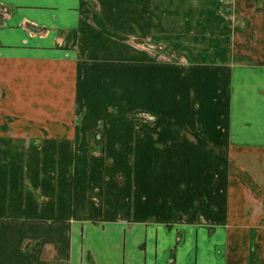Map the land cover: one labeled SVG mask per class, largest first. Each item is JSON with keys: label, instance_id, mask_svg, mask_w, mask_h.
I'll return each mask as SVG.
<instances>
[{"label": "crops", "instance_id": "obj_1", "mask_svg": "<svg viewBox=\"0 0 264 264\" xmlns=\"http://www.w3.org/2000/svg\"><path fill=\"white\" fill-rule=\"evenodd\" d=\"M236 9L0 0V264H251L264 42Z\"/></svg>", "mask_w": 264, "mask_h": 264}, {"label": "rangeland", "instance_id": "obj_2", "mask_svg": "<svg viewBox=\"0 0 264 264\" xmlns=\"http://www.w3.org/2000/svg\"><path fill=\"white\" fill-rule=\"evenodd\" d=\"M237 6L238 14V24L240 28V39L241 43H260L264 42V0H234ZM244 68L247 69L249 74H254V82L248 83V89L256 90V95H258V100L264 102V63L255 62L249 63L244 61ZM245 85V84H244ZM261 93V94H259ZM246 98H243L240 101H245ZM250 103H256L257 99L249 98ZM254 101V102H252ZM256 105V104H255ZM254 172L259 176V181H263L262 184H256L253 178L241 176L243 185L249 187H255V194H252V197L255 198L256 205L254 208H250L248 212V218H251L250 227L246 229H251L252 231V242L250 251L253 254L254 258H250L251 264H264V257L262 256V244L260 240L261 236L264 235V162L263 163H253ZM250 232V230H249ZM263 237V236H262ZM260 240V241H258ZM257 255H259L257 257ZM257 257V258H256Z\"/></svg>", "mask_w": 264, "mask_h": 264}]
</instances>
